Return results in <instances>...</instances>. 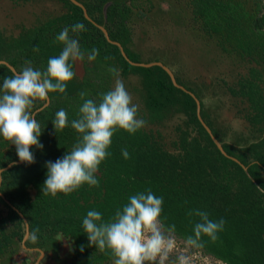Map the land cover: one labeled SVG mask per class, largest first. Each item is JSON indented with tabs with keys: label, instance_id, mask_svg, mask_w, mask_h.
I'll return each instance as SVG.
<instances>
[{
	"label": "trees",
	"instance_id": "trees-1",
	"mask_svg": "<svg viewBox=\"0 0 264 264\" xmlns=\"http://www.w3.org/2000/svg\"><path fill=\"white\" fill-rule=\"evenodd\" d=\"M77 1L84 5L91 20L71 0H58L59 8L44 12L40 8L37 23L19 36L0 32V60L11 64L16 71L28 60L34 67H46L48 58L58 55L63 48L55 36L77 21L87 28L78 36L81 47L100 50L95 61L89 62L86 58L82 61L85 73L82 77L77 74L68 82L66 94L49 93L47 105V101L36 102V118L45 127L40 137L43 149L32 148L35 162L14 163L1 172L0 191L18 212L0 197V204L6 207V211L0 209V257L6 252L14 253L24 241L22 213L28 223L25 246L44 250L47 264H113L110 251L101 252L89 246L82 228L83 217L94 208L103 213L104 219H109L130 194L151 189L164 198L162 216L166 218L165 224L176 225L175 238L185 240L191 234L199 217L189 216L190 210H206L211 219L222 217L226 223L216 241L203 237L205 243L199 249L224 264H264L262 0H181L179 6L187 10L184 12L188 17L191 15L185 27L199 38L214 42L240 65L232 84L222 78L220 82L232 98L246 103L242 117L260 132L255 141L245 142L243 146L223 140L224 132L219 130L217 117H211L204 104L200 84L172 69L173 60L164 59L169 56L168 51L162 59L154 61L172 67L176 81L185 89L175 86L162 66L135 64L152 62L151 58L142 56L133 39L131 22L137 12L134 11L137 0H131V4L130 0ZM99 26L107 30L112 41L121 44L128 59L118 45L106 39ZM111 67L119 70V78L132 100L140 105L138 116L146 124L135 134L119 129L113 135L108 149L111 155L101 163L97 174L99 186L84 184L69 193L44 194L46 162L55 161L70 151L79 136L70 126L55 132L51 122L55 112L64 108L69 121L76 118L82 103L80 91H87L89 98L98 100L100 93L114 87L116 77ZM12 72L9 66L0 63V76ZM189 91L200 101L199 113ZM199 114L222 143L226 154L217 147ZM122 148H127L130 158L123 157ZM15 161H19L15 145L0 140V168ZM36 229H39L38 240L33 242L31 232ZM63 239L72 244L70 258L60 257Z\"/></svg>",
	"mask_w": 264,
	"mask_h": 264
},
{
	"label": "clouds",
	"instance_id": "clouds-1",
	"mask_svg": "<svg viewBox=\"0 0 264 264\" xmlns=\"http://www.w3.org/2000/svg\"><path fill=\"white\" fill-rule=\"evenodd\" d=\"M84 31L87 28L80 21L64 27L55 36V41L63 44V48L58 55L48 58L46 67H34L28 60L19 71L0 76V140L15 145L20 162L34 163L32 148L44 147L40 137L45 126L42 128L36 118V102L47 101L49 93L66 94L68 82L77 76L74 64L85 58L89 62L95 61L99 55L100 50L96 47H81L78 36ZM34 51L38 49L34 48ZM110 71L116 77L115 85L100 93L98 100L89 98L87 91L79 92L82 103L76 118L69 121L64 108L55 112L51 120L55 132L70 126L79 136L70 151L55 161L46 162L44 194L69 193L84 184L99 186L97 174L101 163L111 155L108 149L113 135L119 129L135 134L146 124L138 116L139 106L133 103L124 81L119 78V70L111 67ZM121 153L125 159L130 158L127 148H122ZM163 205V196L145 189L130 194L109 219H104L101 211L89 209L82 219L89 246H95L101 252L110 251L113 264H165L176 247V225L165 224ZM188 215L199 217L191 234L185 238L189 248H202L205 243L203 237L216 241L224 230L225 219H211L206 210L193 209ZM38 231L31 232L33 242L38 240ZM68 252L62 255L60 251V257H72L69 256L72 248ZM174 264H191V260L181 253L176 256Z\"/></svg>",
	"mask_w": 264,
	"mask_h": 264
},
{
	"label": "rangeland",
	"instance_id": "rangeland-1",
	"mask_svg": "<svg viewBox=\"0 0 264 264\" xmlns=\"http://www.w3.org/2000/svg\"><path fill=\"white\" fill-rule=\"evenodd\" d=\"M12 1L14 0H0V32L13 37L19 36L24 30L37 23L40 16L37 14L40 3L48 5L41 7L43 9L41 12L51 11L59 8L60 5L58 0H28V3L18 0L19 2L14 1L15 4ZM180 2L181 0H137L134 6L137 8L133 7L137 12L131 22L136 46L142 51V56L151 58L152 62L155 59H162L168 51L169 56L164 59L173 60L171 63H175L174 68H170L183 74L187 79H191L194 84H200L204 103L211 112V117L212 115L217 117L219 130L224 132L222 135L224 141L240 146L246 145L245 142L255 141L260 132L253 129L242 117L246 103L240 102L239 98H232L227 88L220 82L222 78L232 84L240 65L235 64L236 60L228 53L221 51L214 42L199 38L194 31L184 26L189 22L191 15L188 17V13L184 12L187 10L179 7ZM262 2L264 4V0ZM75 66L77 74L82 77L85 73L83 62L77 61ZM135 84L138 83L135 81ZM133 103L138 102L133 101ZM165 141H168V137ZM3 191L7 194L6 189ZM0 197L17 211V208L7 200L4 194H0ZM0 209L6 211L4 205H0ZM26 222L27 220L24 219L25 233L27 232ZM25 239L14 250V253L6 252L4 260L0 257V264H37L45 258L43 253L39 257L38 248L26 247ZM175 241L176 247L169 254V259L165 264H174L176 256L181 253L190 257L191 264H222L218 259L199 248L187 247L185 240L175 238ZM25 248L34 250L27 252L29 258H23L27 256L23 251ZM17 255H20L21 260L16 259ZM34 255L35 258H33ZM23 259L27 263L22 262Z\"/></svg>",
	"mask_w": 264,
	"mask_h": 264
},
{
	"label": "water",
	"instance_id": "water-1",
	"mask_svg": "<svg viewBox=\"0 0 264 264\" xmlns=\"http://www.w3.org/2000/svg\"><path fill=\"white\" fill-rule=\"evenodd\" d=\"M71 1H72L74 4H77L78 6H80V7L83 9L84 16H85L87 19L91 20L90 17L88 16V14H87V10H86V8L84 7V5H83L81 2H79V1H77V0H71ZM99 27H100V29L103 31V33H104L106 39H107L109 42L118 45L119 48H120V50L122 51L123 55L127 58L125 52L123 51V47L121 46V44H120L119 42L112 41V40L110 39L109 35H108L107 30H106L103 26H99ZM127 59H128V58H127ZM129 61H130V60H129ZM130 62H131V61H130ZM0 63H5L7 66H9V68H10L12 71H16L15 68H14L11 64H9L8 62L3 61V60H0ZM131 63H134V62H131ZM135 64L144 65V66H151V65H154V64H158V65L162 66V67L168 72V74L170 75V78H171V80H172V82H173V84H174L175 86H177V87H179V88H182V89H185L182 85H180V84L176 81V78H175L173 72H172V71H171L166 65H164L163 63H161V62H150V63H135ZM190 94H191L192 96H194V98H195V102H196V104H197V111H198V113H199V111H200V103H199V100L196 98V96H195L192 92H190ZM48 102H49V98H48V100H47V102H46L45 105H47ZM199 118H200V120H201L203 126L206 128V130H207L208 133L210 134L211 138L213 139V141H214L215 144L217 145V147L221 150L222 153L226 154L225 150L223 149L222 143H221V142H220V141H219V140H218V139L212 134L210 128H209L208 125L202 120V118H201L200 116H199ZM19 162H20V161H19ZM14 163H17V162H11L10 164H8L6 167H4V168H2V169L4 170V169H6V168H9V167H10L12 164H14ZM1 172H2V171H0V173H1ZM0 182H1V176H0ZM19 213H20V212H19ZM20 215H21V216L23 217V219H25V221H26V218L23 216V214L20 213ZM26 227H27V230H26L27 232L25 233V236H26L27 233H28V223H27V222H26ZM67 245H68V241H67L66 239H64V242H63V249H64V251H66V249H69V248L67 247ZM40 252L42 253V251H40ZM69 256H72L71 252H70Z\"/></svg>",
	"mask_w": 264,
	"mask_h": 264
},
{
	"label": "flooded vegetation",
	"instance_id": "flooded-vegetation-1",
	"mask_svg": "<svg viewBox=\"0 0 264 264\" xmlns=\"http://www.w3.org/2000/svg\"><path fill=\"white\" fill-rule=\"evenodd\" d=\"M1 179H2V177H1ZM0 194H2L1 191H0ZM7 203H8V202H7ZM8 204H10V203H8ZM0 205H1V204H0ZM11 207H12V205H11ZM67 247H68V248L72 247V244H70V241H69V240H68V245H67ZM32 249H33V248H32ZM33 251H34V250H32V251L30 250V251H28V252H33ZM39 251H43V253L45 254L44 257H46V254H47V253L44 252V250L39 249ZM68 251H69V249H68ZM68 251H67V249H66V251H64V249H63V247H62V253H63V254H67V253H69ZM27 256H28V254H27ZM27 256H24L23 258H29V256H28V257H27ZM22 262H26V260L23 259ZM26 263H27V262H26ZM37 264H47V263H46L45 258H44V259L38 261Z\"/></svg>",
	"mask_w": 264,
	"mask_h": 264
},
{
	"label": "crops",
	"instance_id": "crops-1",
	"mask_svg": "<svg viewBox=\"0 0 264 264\" xmlns=\"http://www.w3.org/2000/svg\"><path fill=\"white\" fill-rule=\"evenodd\" d=\"M12 2L14 3V1H12ZM14 4H15V3H14ZM44 6H48V5H44V3H40V4H39V7H40V8H41V7H44ZM15 162H16V161H15ZM1 169H2V168H1ZM1 180H2V179H1ZM0 184H1V182H0ZM25 237H26V236H25ZM25 237H24V239H25ZM70 248H71V247H70ZM33 249H34V248H33ZM36 249H37V248H36ZM26 251H30V250H26V248H25V252H26ZM38 252L40 253L39 257H41L42 254H41V252L39 251V249H38ZM61 252H62V249H61ZM42 253H43V251H42ZM44 255H45V254L43 253V257H44ZM62 255H63V253H62ZM19 256H20V255H17V256H16V259L21 260V258H19ZM35 257H36V256L34 255L33 258H35ZM39 257H38V258H39ZM2 259H3V258H2ZM40 259H41V258H40ZM3 260H4V259H3ZM3 260H2V261H3Z\"/></svg>",
	"mask_w": 264,
	"mask_h": 264
},
{
	"label": "bare ground",
	"instance_id": "bare-ground-1",
	"mask_svg": "<svg viewBox=\"0 0 264 264\" xmlns=\"http://www.w3.org/2000/svg\"><path fill=\"white\" fill-rule=\"evenodd\" d=\"M64 240V239H63ZM66 240H68V239H66Z\"/></svg>",
	"mask_w": 264,
	"mask_h": 264
}]
</instances>
